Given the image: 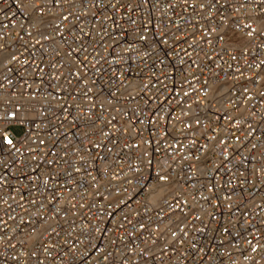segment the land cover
<instances>
[{"label":"built area","instance_id":"built-area-1","mask_svg":"<svg viewBox=\"0 0 264 264\" xmlns=\"http://www.w3.org/2000/svg\"><path fill=\"white\" fill-rule=\"evenodd\" d=\"M0 264H264V0H0Z\"/></svg>","mask_w":264,"mask_h":264},{"label":"snow or ice","instance_id":"snow-or-ice-1","mask_svg":"<svg viewBox=\"0 0 264 264\" xmlns=\"http://www.w3.org/2000/svg\"><path fill=\"white\" fill-rule=\"evenodd\" d=\"M145 2H147V0H145ZM65 19H67V17H65ZM252 33L250 32L249 35H251ZM13 59H16V57H13ZM4 142H6L8 145H12L13 141L8 137L7 134H4L3 137ZM161 179H164V177H161ZM255 250V249H254Z\"/></svg>","mask_w":264,"mask_h":264},{"label":"rangeland","instance_id":"rangeland-1","mask_svg":"<svg viewBox=\"0 0 264 264\" xmlns=\"http://www.w3.org/2000/svg\"><path fill=\"white\" fill-rule=\"evenodd\" d=\"M12 131L16 136H21L24 132L23 128L21 127H13Z\"/></svg>","mask_w":264,"mask_h":264}]
</instances>
